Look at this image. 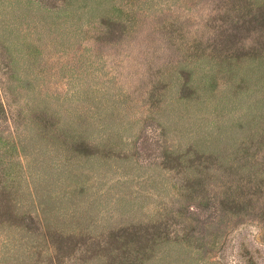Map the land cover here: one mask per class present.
Here are the masks:
<instances>
[{
	"label": "rangeland",
	"instance_id": "rangeland-1",
	"mask_svg": "<svg viewBox=\"0 0 264 264\" xmlns=\"http://www.w3.org/2000/svg\"><path fill=\"white\" fill-rule=\"evenodd\" d=\"M0 264H264V0H0Z\"/></svg>",
	"mask_w": 264,
	"mask_h": 264
}]
</instances>
